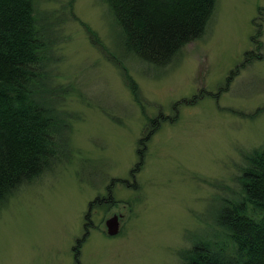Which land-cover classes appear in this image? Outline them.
Wrapping results in <instances>:
<instances>
[{
  "label": "rangeland",
  "instance_id": "1",
  "mask_svg": "<svg viewBox=\"0 0 264 264\" xmlns=\"http://www.w3.org/2000/svg\"><path fill=\"white\" fill-rule=\"evenodd\" d=\"M34 4L65 15L49 63L67 89L71 150L0 206V264H75L73 245L80 264H179L217 198L236 194L244 153L264 145V0H216L202 35L162 69L122 50L100 0ZM107 186L113 202L88 208Z\"/></svg>",
  "mask_w": 264,
  "mask_h": 264
},
{
  "label": "trees",
  "instance_id": "2",
  "mask_svg": "<svg viewBox=\"0 0 264 264\" xmlns=\"http://www.w3.org/2000/svg\"><path fill=\"white\" fill-rule=\"evenodd\" d=\"M100 2L122 50L146 68L162 69L202 35L216 0ZM64 17L38 15L34 0H0V206L71 150L70 115L58 107L67 89L54 85L49 63L53 24ZM122 76L137 98L135 83ZM237 187L235 195L217 198L222 208L201 237L177 251L179 264H264V215L252 216L264 212V145L244 153Z\"/></svg>",
  "mask_w": 264,
  "mask_h": 264
},
{
  "label": "flooded vegetation",
  "instance_id": "3",
  "mask_svg": "<svg viewBox=\"0 0 264 264\" xmlns=\"http://www.w3.org/2000/svg\"><path fill=\"white\" fill-rule=\"evenodd\" d=\"M123 181H125V180H122L121 182H123ZM127 182V181H126ZM125 182V183H126ZM124 183V182H123ZM126 186H127V183L125 184ZM106 188V192H105V194L104 195H101V196H99V197H95L93 200H91L90 202H89V204H88V208L91 206V202L93 201V202H99V203H102V202H104V203H107V202H113V199H112V197H111V193H110V190L108 189V186L107 187H105ZM112 213H118V211H113ZM88 214V213H87ZM87 214L85 215V218L87 217ZM120 220H121V218H120ZM88 224H90V221H86V222H84L83 224H82V228H83V230H84V233H86L87 232V225ZM79 240L78 239H75V242L77 243ZM77 245H73L72 247H71V250H72V256H73V259H74V261H75V264H80L78 261H77V254H78V250H77Z\"/></svg>",
  "mask_w": 264,
  "mask_h": 264
},
{
  "label": "water",
  "instance_id": "4",
  "mask_svg": "<svg viewBox=\"0 0 264 264\" xmlns=\"http://www.w3.org/2000/svg\"><path fill=\"white\" fill-rule=\"evenodd\" d=\"M120 218L122 215L119 213H112L110 216L103 220L104 232L106 235H115L120 228Z\"/></svg>",
  "mask_w": 264,
  "mask_h": 264
}]
</instances>
